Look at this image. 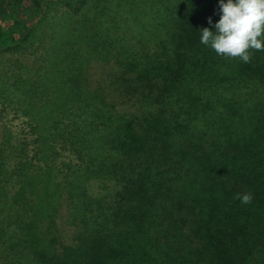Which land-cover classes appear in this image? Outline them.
I'll return each instance as SVG.
<instances>
[{
	"label": "trees",
	"instance_id": "1",
	"mask_svg": "<svg viewBox=\"0 0 264 264\" xmlns=\"http://www.w3.org/2000/svg\"><path fill=\"white\" fill-rule=\"evenodd\" d=\"M209 17L219 0L6 5L0 264H264V51L218 56Z\"/></svg>",
	"mask_w": 264,
	"mask_h": 264
},
{
	"label": "clouds",
	"instance_id": "2",
	"mask_svg": "<svg viewBox=\"0 0 264 264\" xmlns=\"http://www.w3.org/2000/svg\"><path fill=\"white\" fill-rule=\"evenodd\" d=\"M220 18L214 30H200V43L208 46L218 56L251 62V53L264 51V0H219ZM242 204L251 203V193L237 194Z\"/></svg>",
	"mask_w": 264,
	"mask_h": 264
},
{
	"label": "rangeland",
	"instance_id": "3",
	"mask_svg": "<svg viewBox=\"0 0 264 264\" xmlns=\"http://www.w3.org/2000/svg\"><path fill=\"white\" fill-rule=\"evenodd\" d=\"M13 1L14 0H0V13L2 12V10H4V8H6L7 4L9 5V8H11V4H12ZM5 123H7L6 126H8L10 129H12V132L17 133L18 130H19L20 122L17 121L13 117V115H8V117L3 119V120L0 119V142H1L2 137H3V131H4V124Z\"/></svg>",
	"mask_w": 264,
	"mask_h": 264
}]
</instances>
